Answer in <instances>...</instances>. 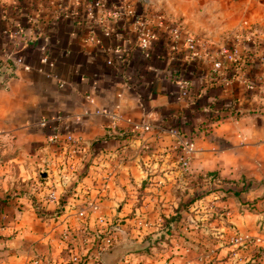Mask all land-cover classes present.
I'll list each match as a JSON object with an SVG mask.
<instances>
[{
    "label": "crops",
    "instance_id": "1",
    "mask_svg": "<svg viewBox=\"0 0 264 264\" xmlns=\"http://www.w3.org/2000/svg\"><path fill=\"white\" fill-rule=\"evenodd\" d=\"M94 1L0 0V54L9 50L34 65L48 54L56 64V75L36 69L0 75V264H74L80 236L107 226L121 228L115 243L129 234L148 239L152 222L193 198L198 186L186 193L184 187L209 170L241 184L234 196L207 193L191 205L213 199L225 218L210 213L199 228L190 216L198 213H184L187 232L260 237L256 245L264 251V0H101L91 14ZM139 17L158 31L147 48L139 44ZM248 20L260 26L257 41L245 47L253 60L240 69L250 86L238 72L228 82L209 72L224 31ZM179 22L214 40L203 57L188 56L184 37L174 41ZM181 75L191 84L186 97ZM101 108L121 118L97 113ZM178 124L196 147L184 179L177 167L182 148L170 133ZM56 130L85 135L78 170L67 172L69 158L49 141ZM44 168L60 198L41 215L36 187ZM195 240L187 251L210 244ZM90 246L95 261L97 248Z\"/></svg>",
    "mask_w": 264,
    "mask_h": 264
},
{
    "label": "built area",
    "instance_id": "2",
    "mask_svg": "<svg viewBox=\"0 0 264 264\" xmlns=\"http://www.w3.org/2000/svg\"><path fill=\"white\" fill-rule=\"evenodd\" d=\"M102 5L101 0H95L92 5L89 6L88 10L89 13L94 12V8L96 6ZM123 9L129 13L131 11H128L127 7H123ZM122 9V10H123ZM121 11V8H120ZM117 13H119V10H117ZM137 26H139V44L140 46L147 48L150 46L152 41L158 36V31L156 29H153L151 27H146L145 26V20L142 17H139L137 19ZM20 31L17 30V33ZM172 37L175 42H178L180 38L184 37L185 42L187 44V47L189 49V57L191 58H201L204 56L205 52L208 50V46L211 43V39L208 35H196L193 34L191 30L187 28L186 25L183 23L179 22L176 23L172 26ZM91 38H93V35H91ZM1 64H0V71H2L3 74H8L12 75L14 72H16L18 69L21 70H38L42 72H46L49 75H56V64L55 62L50 58L48 54H44L41 59L40 63L37 65H34L33 63L27 61L23 55L21 54H15L12 51L5 50L1 54ZM245 52L237 47V45H232V46H226L222 45L217 49L216 55L213 59V62L211 64V67L209 69V72L211 73H220L222 80L228 82V74L226 67L228 64L233 63V64H238L242 65L245 63ZM264 61V57L262 58ZM239 78L241 81H243L245 84L248 86L251 85V81L249 78L246 76L244 72H238ZM182 77V76H181ZM1 82V81H0ZM182 83V89H181V95L183 97L189 96L191 91V84L186 78L182 77L181 80ZM1 86V83H0ZM97 113H103L105 115H110L112 116L115 120H119L121 118V114L117 110H110L108 108H101V109H96ZM45 124V122H43ZM150 126V125H148ZM170 133L175 136V138L178 139V143L183 145L182 151L179 153V156L177 158V162L179 165V168L181 170H184L185 173H187V170L190 165V155H192L195 150V142L194 141H183L181 131L179 130L178 126H173L170 128ZM49 141L57 146H60L63 153L67 158H69L68 165H67V172L69 170L76 171L78 170V158L80 154L84 151L85 146H86V141H85V135L82 132L78 131H53L49 135ZM190 154V155H189ZM119 161L121 158H118ZM47 172V169L44 168ZM42 169V170H44ZM42 170L38 171V179H40V175ZM43 177V176H42ZM47 177V175H46ZM109 178V172H105L102 181L104 183L107 182ZM36 193L38 195V201L37 204L39 207L41 206H46L49 204H56L59 201L60 198V193L57 189V184L56 182H49L46 180H39L38 186L36 187ZM92 208L97 210L99 209V203H93ZM86 212H81V215H83L86 218L85 215ZM99 222L100 223H106L107 225L109 224V221L103 216H99ZM115 224V225H114ZM113 226H116L117 223H114ZM118 226V225H117ZM84 230H87V227H83ZM1 229V227H0ZM121 228H115L112 230L110 226L103 227L102 230H97L95 233L92 235V237H89V232H84L82 237L84 238V241H82L81 247L78 248V252H75L72 256V262L75 263L79 260V253L82 251H85L83 248H87L88 246L85 245L88 241V238H90V241H92V246H96L97 248V254H98V259L101 261L99 258L101 256V252L105 249H107L109 246L113 245L115 243V230H119ZM112 230V232H111ZM111 232L110 234H107V232ZM235 240L236 243L239 244H246L248 242L253 244L254 246L256 245L257 242L261 241L260 237H256L254 240L253 238L249 237L248 235L236 233V236L232 238V241ZM259 249V247H258ZM126 262L125 264H135L136 262L133 261L132 259H129V257H126L124 259ZM135 262V263H134ZM137 264V263H136Z\"/></svg>",
    "mask_w": 264,
    "mask_h": 264
},
{
    "label": "rangeland",
    "instance_id": "3",
    "mask_svg": "<svg viewBox=\"0 0 264 264\" xmlns=\"http://www.w3.org/2000/svg\"><path fill=\"white\" fill-rule=\"evenodd\" d=\"M244 12H245V17H246L248 15L249 9L248 11L244 10ZM245 19H248V18H245ZM259 28L260 26L255 21H252V22L249 21V23L243 22L236 26L230 27L227 29L226 32L224 31L225 34L222 35L221 41L219 42L220 45L218 46V48L222 45H226V46L237 45V47L241 48L245 52L246 50L245 47L248 46L247 44L256 42L257 39L259 38ZM193 34L205 35L203 31H196V32H193ZM211 43H214V40ZM183 46L185 47L187 54L189 56L190 51L187 47L185 40L183 42ZM1 54H0V61L2 57ZM177 126L179 130L181 131V125L178 124ZM209 127L210 126H206L205 129ZM181 139L183 141H186V143L187 141L195 142V139L193 137L191 136L187 137L183 134H182ZM176 142L179 145V147L183 149V145L178 143L177 138H176ZM190 158H192V155H190ZM177 167H179L178 163H177ZM202 175H199V179L202 178L200 180H202L204 183L207 182L208 183L207 187H216L215 190H212L209 193L211 195H219L218 196L219 199L221 198L225 199L229 195H232V196L235 195L234 193H230L229 195L223 196L225 192L220 190L221 189L220 187H222V185L224 184L228 185L231 187V189H239L238 185L241 184L238 180H235V179H230L229 180L230 182L226 184L224 181H219L216 178L211 183V185H209L210 182L207 181L208 176L206 174H204V176ZM180 177L184 179V177H188V173H185L184 170H181ZM224 179H227V178H224ZM192 183H194V186L195 185L198 186L199 184L198 177L194 180V182L193 181L190 182L187 185L188 187H184V191H185L184 193H186V191L189 190V187H191ZM197 203H199V201L196 202L194 205H197ZM203 203L204 204H202V206H197L193 208V210L192 209L190 210V212L192 213L194 212L198 213V216L195 215L193 217L192 214L190 215L192 221L189 219L195 225V227H199L198 223L201 222L200 220H202V218L206 219L208 222L211 221L212 219L210 217V213L212 214V217L215 215L219 216L218 213L213 211V209H215L216 207V204H213V199L206 198V201ZM211 207H213V209H210ZM215 210L220 211L219 213L221 214V212H223V210H226V209L216 208ZM187 219H188L187 217L186 218L178 217V218H172L166 222L165 217H163L162 220L160 219L158 224H157V221L156 223L152 222L155 225L154 227L156 228L151 230L149 234L147 235H148V239L150 238L149 240H151V236H150L151 234L154 233L153 235L157 236V238L154 240V243L145 249H138L136 251H133L134 254L132 256L130 255L129 259H132L137 264H159V261L161 258L162 260L164 259V261L161 264H264V251L262 248L258 249L257 245L255 246L253 244L251 245L250 242L242 245V244L236 243L235 240L232 241V238L236 236V233L238 232H234V233L227 232L226 235L223 236L221 235L220 232H218V230H216L217 232L214 230L211 233H208V232L206 233L204 231L199 230V228H201L199 227L198 230L196 229L195 231L188 233L186 230V227L189 223ZM170 221H173V222L170 223ZM116 222L118 223V220H116L114 223ZM167 226H169L168 230H166ZM209 228L211 230L213 229L212 227H209ZM160 229L164 231H160V234H158L157 232ZM111 232L109 231L107 232V234H110ZM122 233H124V231ZM129 235H128V238L132 237L131 239L137 240V237H134L133 234H131L130 236ZM196 236L199 238V241L195 240ZM80 237L82 241H84V238L82 236ZM115 237L117 236L114 235V238ZM146 238L141 237L139 239H142V241H145ZM221 239L224 240V242L222 243L223 247L222 245H219ZM194 240L196 241V243H201V244L203 243L200 241H205V242L209 241L210 244L206 246L204 244L205 247L203 246L194 247L192 250L187 251L184 246L190 245L192 242H194ZM89 241H90V238H88V241L85 245L89 246ZM183 249H185L186 252L179 253V250H183ZM161 252L164 253L163 256L160 255ZM143 253L145 255L142 256L141 254ZM91 260H92L91 264H97L95 262L96 260L94 261L93 258Z\"/></svg>",
    "mask_w": 264,
    "mask_h": 264
},
{
    "label": "trees",
    "instance_id": "4",
    "mask_svg": "<svg viewBox=\"0 0 264 264\" xmlns=\"http://www.w3.org/2000/svg\"><path fill=\"white\" fill-rule=\"evenodd\" d=\"M253 60L252 59V56L251 55H248L247 54V56H245V63H243L242 65H238V64H233V63H230V64H228L227 65V67H226V70H227V74H228V78L230 79L231 78V76L233 75V74H235L236 72H241L240 71V69L242 68V66L243 65H246L247 63H248V61L249 60ZM243 68H244V66H243ZM180 73V72H179ZM178 73V74H179ZM211 73V72H210ZM2 74V71H0V75ZM213 74V73H212ZM206 175L208 176L207 178V181L208 182H210L209 183V185H211V183L214 181V179H218L219 181H224L226 184L227 183H229L230 181V179H222V178H220L221 177V175H220V173L217 171V170H209V171H207L206 172ZM202 176H204V175H202ZM40 177V179H42V180H45L46 179V177H42V175H40L39 176ZM200 179H202V178H200ZM199 179V176H198V181H199V184H198V189L196 190V193H195V195L193 196V198H191L190 200H188V201H183V200H181L180 201V203H179V206H178V208H177V211H176V213L175 214H173V215H171V216H169V217H165V221L167 222V221H169L170 219H172V218H178V217H183L185 214L184 213H189L190 212V210H191V205H194L196 202H198V200L200 199V198H202L203 196H205L207 193H209V192H211L212 190H215L216 189V187H206V188H204V187H202L203 185L202 184H204V182L202 181V180H200ZM204 179V178H203ZM200 186V187H199ZM221 189L220 190H222V191H224L225 192V194L223 195V196H226V195H229L230 193H234V194H236L237 192H238V189H231V187L230 186H228V185H222V187H220ZM38 206V205H37ZM37 210H38V212H39V214H43V212H44V207L43 206H41V207H39L38 206V208H37ZM191 213V212H190ZM218 215L221 217V218H224V215H222V214H220V213H218ZM217 216V215H216ZM92 247L90 246V247H88V248H86V250L85 251H82V252H80L79 253V260L77 261V262H75L74 264H89V261H90V259H91V256H92ZM96 263L97 264H103L101 261H99V260H96Z\"/></svg>",
    "mask_w": 264,
    "mask_h": 264
},
{
    "label": "water",
    "instance_id": "5",
    "mask_svg": "<svg viewBox=\"0 0 264 264\" xmlns=\"http://www.w3.org/2000/svg\"><path fill=\"white\" fill-rule=\"evenodd\" d=\"M43 177H46L47 172L46 170H42L41 172ZM173 221H170L172 223ZM169 229V226L166 227V230ZM159 230L157 233L160 234ZM166 232V231H165ZM154 234V233H153ZM151 234V240L146 239L145 241L134 240L131 238H126L121 242L114 243L113 245L109 246L107 249L101 252V259L105 264H117L120 261L124 260L126 254L129 252L136 251L138 249H145L149 247L151 244L154 243V240L157 238L156 235Z\"/></svg>",
    "mask_w": 264,
    "mask_h": 264
}]
</instances>
